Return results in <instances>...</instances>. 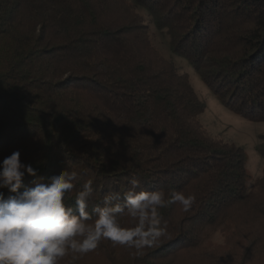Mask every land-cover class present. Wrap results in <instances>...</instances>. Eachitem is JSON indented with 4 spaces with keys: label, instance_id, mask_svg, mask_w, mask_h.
<instances>
[{
    "label": "trees",
    "instance_id": "trees-1",
    "mask_svg": "<svg viewBox=\"0 0 264 264\" xmlns=\"http://www.w3.org/2000/svg\"><path fill=\"white\" fill-rule=\"evenodd\" d=\"M109 1L0 0V161L19 151L40 177L74 170L76 190L93 179L89 209L133 178L195 196L142 226L121 216L128 242L74 264H264V169L251 180L244 148L203 133L186 75L151 59L145 21L108 18ZM131 2L226 110L264 123V0Z\"/></svg>",
    "mask_w": 264,
    "mask_h": 264
},
{
    "label": "clouds",
    "instance_id": "clouds-1",
    "mask_svg": "<svg viewBox=\"0 0 264 264\" xmlns=\"http://www.w3.org/2000/svg\"><path fill=\"white\" fill-rule=\"evenodd\" d=\"M26 176L33 178L27 186ZM77 181L78 173L67 168L51 177L38 176V168L20 161L19 151L0 161V264H61L65 257L74 264L102 240L128 242L130 232L121 227V216L142 226L160 208L179 203L187 211L195 201L177 191L167 198L163 190L137 191L140 182L133 178L122 195L109 193L89 209L94 181L89 178L76 190ZM69 193H74L72 206L65 202ZM132 231L139 236L143 228Z\"/></svg>",
    "mask_w": 264,
    "mask_h": 264
},
{
    "label": "rangeland",
    "instance_id": "rangeland-1",
    "mask_svg": "<svg viewBox=\"0 0 264 264\" xmlns=\"http://www.w3.org/2000/svg\"><path fill=\"white\" fill-rule=\"evenodd\" d=\"M108 18L123 24H134L145 21L148 26L144 35L152 48L153 60L161 66L166 61L171 62L178 72L185 74L194 91L204 105V111L198 117V125L203 133L218 143H227L242 147L248 154L247 172L251 180L261 176L264 169L262 160L254 148L263 142L264 123H254L226 110L201 82L188 63L173 56L168 47V37L164 31L157 30L148 23L145 13L134 8L131 0H110Z\"/></svg>",
    "mask_w": 264,
    "mask_h": 264
}]
</instances>
